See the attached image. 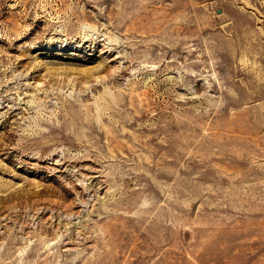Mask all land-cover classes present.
<instances>
[{
  "label": "rangeland",
  "instance_id": "1",
  "mask_svg": "<svg viewBox=\"0 0 264 264\" xmlns=\"http://www.w3.org/2000/svg\"><path fill=\"white\" fill-rule=\"evenodd\" d=\"M0 264H264V0H0Z\"/></svg>",
  "mask_w": 264,
  "mask_h": 264
}]
</instances>
